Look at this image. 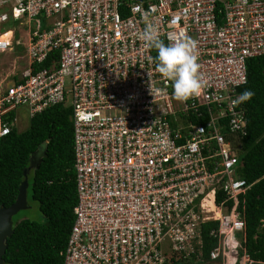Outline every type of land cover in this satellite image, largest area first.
Wrapping results in <instances>:
<instances>
[{
	"label": "built area",
	"instance_id": "1",
	"mask_svg": "<svg viewBox=\"0 0 264 264\" xmlns=\"http://www.w3.org/2000/svg\"><path fill=\"white\" fill-rule=\"evenodd\" d=\"M146 27L166 45L197 41L198 94L172 95L139 39ZM18 45L24 68L0 71V138L51 107L72 111L78 203L64 264H171L200 253L210 222L212 261L263 264L239 253L250 185L231 137L247 126V63L264 57V0H0V54Z\"/></svg>",
	"mask_w": 264,
	"mask_h": 264
},
{
	"label": "trees",
	"instance_id": "2",
	"mask_svg": "<svg viewBox=\"0 0 264 264\" xmlns=\"http://www.w3.org/2000/svg\"><path fill=\"white\" fill-rule=\"evenodd\" d=\"M47 67L48 63L42 65ZM245 91L253 93L240 102L247 121L245 134L237 138L228 135L239 158L236 177L250 185L241 201L246 229L245 239L244 233L238 234L239 253L246 252L254 262L264 264V57L248 61L247 82L238 95ZM71 115L69 106L57 105L36 115L24 131L14 128L0 138V208L15 203L35 154L31 190L41 214V221L14 223L13 234L6 240L4 264H64L63 253L78 203ZM217 197L222 200L223 193ZM212 228H217L216 222L203 225L200 253L190 258L176 255L171 264H221L210 259L209 253L217 246V240L210 236Z\"/></svg>",
	"mask_w": 264,
	"mask_h": 264
},
{
	"label": "clouds",
	"instance_id": "3",
	"mask_svg": "<svg viewBox=\"0 0 264 264\" xmlns=\"http://www.w3.org/2000/svg\"><path fill=\"white\" fill-rule=\"evenodd\" d=\"M144 46L156 51L153 57L159 74L170 82L172 95L177 100H186L199 93L203 87V77L196 50L198 43L191 37L184 36L176 42L165 44L159 38L155 27H146L139 34ZM251 91H245L238 97L244 102L252 97Z\"/></svg>",
	"mask_w": 264,
	"mask_h": 264
},
{
	"label": "water",
	"instance_id": "4",
	"mask_svg": "<svg viewBox=\"0 0 264 264\" xmlns=\"http://www.w3.org/2000/svg\"><path fill=\"white\" fill-rule=\"evenodd\" d=\"M36 157L37 156L35 154L32 156L30 167L24 173L25 180L19 188V193L15 203L8 208H0V264H4L3 257L7 250L6 240L9 239L13 234L14 223L12 218L20 211L29 209L27 202V173H29L33 168V160H35Z\"/></svg>",
	"mask_w": 264,
	"mask_h": 264
},
{
	"label": "rangeland",
	"instance_id": "5",
	"mask_svg": "<svg viewBox=\"0 0 264 264\" xmlns=\"http://www.w3.org/2000/svg\"><path fill=\"white\" fill-rule=\"evenodd\" d=\"M13 26H7L6 30L11 29ZM10 59L11 60H16V59H21L22 61H20V64L23 65V59H26V51L23 45H18L16 46V50L15 53L10 55ZM10 60L8 59V57L6 56V54H0V71L1 69H4L5 71L8 70V62ZM25 65V62H24ZM10 78H13L10 76ZM29 126V121L27 120L26 122H20L17 126L19 131H24L26 128H28ZM31 173V172H30ZM28 176V189H27V202L29 205V209L24 210V211H20L17 215H15L12 220L13 223H16L19 220L22 219H29V220H33V221H41V214L39 211V207L37 202H35L32 199V190H31V185H32V173ZM235 237L238 239L239 235L236 234Z\"/></svg>",
	"mask_w": 264,
	"mask_h": 264
},
{
	"label": "crops",
	"instance_id": "6",
	"mask_svg": "<svg viewBox=\"0 0 264 264\" xmlns=\"http://www.w3.org/2000/svg\"><path fill=\"white\" fill-rule=\"evenodd\" d=\"M6 56L8 57V59L10 60L9 62H8V70L7 71H5L4 69H1V76L3 77V78H8V79H11L10 78V72L11 71H13V69L15 70H18V69H21V68H24V62H25V60L23 59V65H21L20 64V61H22L21 59H16L15 61H16V64H15V61L14 60H11L10 59V54L9 53H6ZM12 63V64H11ZM14 63V64H13ZM11 65V66H10Z\"/></svg>",
	"mask_w": 264,
	"mask_h": 264
},
{
	"label": "flooded vegetation",
	"instance_id": "7",
	"mask_svg": "<svg viewBox=\"0 0 264 264\" xmlns=\"http://www.w3.org/2000/svg\"><path fill=\"white\" fill-rule=\"evenodd\" d=\"M37 159V157L35 158V160ZM35 164V161L33 162V165Z\"/></svg>",
	"mask_w": 264,
	"mask_h": 264
}]
</instances>
